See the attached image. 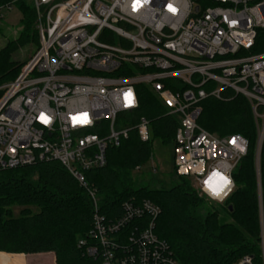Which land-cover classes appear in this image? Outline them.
<instances>
[{"label": "built area", "instance_id": "built-area-1", "mask_svg": "<svg viewBox=\"0 0 264 264\" xmlns=\"http://www.w3.org/2000/svg\"><path fill=\"white\" fill-rule=\"evenodd\" d=\"M29 1L39 43L18 77L0 87V170L56 160L86 186L85 174L104 168L108 148L120 146L132 128L143 142L152 140L150 122L133 118L146 87L180 121L175 175L193 182L201 198L223 205L236 188L233 175L249 141L218 137L198 121L206 99L222 100L230 91L252 108L262 202L264 53L249 52L264 30V0ZM89 194L94 223L80 242H90L89 256L103 252V264H180L156 234L159 206L133 198L109 221L99 198ZM260 249L264 264L262 212ZM235 264L259 263L245 256Z\"/></svg>", "mask_w": 264, "mask_h": 264}, {"label": "trees", "instance_id": "trees-1", "mask_svg": "<svg viewBox=\"0 0 264 264\" xmlns=\"http://www.w3.org/2000/svg\"><path fill=\"white\" fill-rule=\"evenodd\" d=\"M13 2L0 0V7ZM14 6L21 13V31L16 40L0 50V87L14 81L28 61L16 60L15 55L26 46L37 48L39 43L34 5L19 0ZM249 53H264V30L258 33ZM140 89L141 106L133 118L145 117L150 122L152 140L143 142L132 128L120 146L108 148L104 168L85 174L86 186L56 160L0 170V262L26 264L22 255L53 253L56 264H103V252L93 257L87 254L89 241L85 247L80 246L93 228L92 191L99 198L100 212L109 221L120 216L122 205L133 198L159 206L156 234L170 245L180 264H235L245 256H253L261 264L264 140L259 164L260 203L258 132L248 101L227 91L222 100L211 97L202 103L198 124L203 129L218 137L242 135L249 141L248 155L233 175L236 188L232 196L223 206H208L192 182L175 173L179 183L171 189L135 187V171L152 159L154 139L173 144L180 126L179 119L168 115L148 88Z\"/></svg>", "mask_w": 264, "mask_h": 264}, {"label": "rangeland", "instance_id": "rangeland-1", "mask_svg": "<svg viewBox=\"0 0 264 264\" xmlns=\"http://www.w3.org/2000/svg\"><path fill=\"white\" fill-rule=\"evenodd\" d=\"M1 8V7H0ZM0 17V50L9 42L16 40L21 31V13L13 6L11 11H1ZM4 12V13H3ZM37 48L26 46L15 55L16 60H30ZM154 169L157 172L154 173ZM135 187L149 186L152 189H171L179 183V179L174 175V148L173 144H164L160 139L153 141V156L140 172L135 173ZM194 186V183L192 182ZM208 206H223L211 203L206 200ZM203 213V212H201ZM49 255V254H48ZM47 258V257H46ZM49 258V257H48ZM28 264H44V259L31 256ZM1 263V262H0Z\"/></svg>", "mask_w": 264, "mask_h": 264}, {"label": "crops", "instance_id": "crops-1", "mask_svg": "<svg viewBox=\"0 0 264 264\" xmlns=\"http://www.w3.org/2000/svg\"><path fill=\"white\" fill-rule=\"evenodd\" d=\"M19 256H21V255H19ZM22 256H24V260H25L26 264L29 263L28 259L31 256H37V257L44 259V261H45L44 264H56V258H55V255L53 253H43V254H37V255H22Z\"/></svg>", "mask_w": 264, "mask_h": 264}]
</instances>
